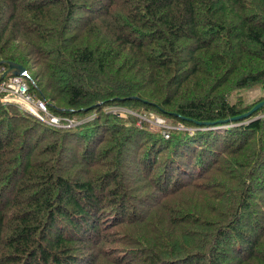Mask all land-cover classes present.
I'll return each mask as SVG.
<instances>
[{"label": "trees", "instance_id": "obj_1", "mask_svg": "<svg viewBox=\"0 0 264 264\" xmlns=\"http://www.w3.org/2000/svg\"><path fill=\"white\" fill-rule=\"evenodd\" d=\"M9 62L82 122L0 101V264H264V105L232 120L264 95L230 100L264 91V0H0Z\"/></svg>", "mask_w": 264, "mask_h": 264}, {"label": "built area", "instance_id": "obj_2", "mask_svg": "<svg viewBox=\"0 0 264 264\" xmlns=\"http://www.w3.org/2000/svg\"><path fill=\"white\" fill-rule=\"evenodd\" d=\"M6 70L5 66L0 65V101L3 103H13L22 111L31 113L43 123L60 127L70 126L69 121H64L63 118L54 113L49 108V103L46 99L39 97L30 90L29 83L23 75L6 74L1 75ZM73 122V121H72ZM166 137L169 136V131H163Z\"/></svg>", "mask_w": 264, "mask_h": 264}, {"label": "rangeland", "instance_id": "obj_3", "mask_svg": "<svg viewBox=\"0 0 264 264\" xmlns=\"http://www.w3.org/2000/svg\"><path fill=\"white\" fill-rule=\"evenodd\" d=\"M34 68H35L34 65H30L29 71L34 72V70H35ZM263 95H264L263 88H261L259 86H254V87L247 88V89H241L239 92H233L230 96V100L235 101L238 96H242L246 103L251 104V103L255 102L256 100H258L259 98H261ZM109 109L121 110L123 112H132L129 109H125V108L120 109L119 106H115V107L111 106V107H109ZM136 113H138L137 114L138 119H139L138 122L145 121V122L149 123L150 126L156 128V129L162 130V133H163V131L168 132L170 129H172L174 127H177L180 129L184 128L182 123L173 122L172 119H170L168 117L160 116L155 112L141 111V112H136ZM261 115H264V113H262ZM61 117L63 118L64 121L71 120V121H69L68 125L69 124L73 125L75 123L82 122L81 120H77L75 118L73 119V118H69L66 116H61ZM175 123H177V124H175ZM189 130H191V128H189Z\"/></svg>", "mask_w": 264, "mask_h": 264}, {"label": "water", "instance_id": "obj_4", "mask_svg": "<svg viewBox=\"0 0 264 264\" xmlns=\"http://www.w3.org/2000/svg\"><path fill=\"white\" fill-rule=\"evenodd\" d=\"M8 69L5 70V72L2 74L1 77H3L5 74L8 73H12L15 75H21L22 72L26 69L22 64L17 63V62H9L8 64ZM264 105V99L259 101L258 103H256L250 110H248L247 112L232 117V120L235 119H240V118H245V117H249L250 115H252L255 111H257L260 107H262ZM230 118L226 119L225 121H228Z\"/></svg>", "mask_w": 264, "mask_h": 264}]
</instances>
